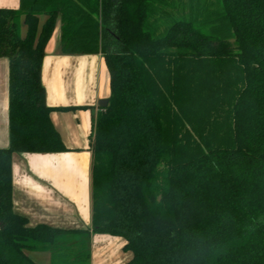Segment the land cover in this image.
I'll list each match as a JSON object with an SVG mask.
<instances>
[{
  "label": "trees",
  "instance_id": "16d2710c",
  "mask_svg": "<svg viewBox=\"0 0 264 264\" xmlns=\"http://www.w3.org/2000/svg\"><path fill=\"white\" fill-rule=\"evenodd\" d=\"M58 18L62 52L102 53L110 76L86 230L29 226L13 205L14 154L68 151L50 113L73 108L42 82ZM0 57V264H90L92 233L123 237L126 264H264V0H20L0 8Z\"/></svg>",
  "mask_w": 264,
  "mask_h": 264
},
{
  "label": "crops",
  "instance_id": "0c3cea01",
  "mask_svg": "<svg viewBox=\"0 0 264 264\" xmlns=\"http://www.w3.org/2000/svg\"><path fill=\"white\" fill-rule=\"evenodd\" d=\"M20 0H0V8L17 9ZM40 17V25L45 21ZM61 20L57 19L42 65L50 119L68 148L60 153L14 154L13 205L29 226L40 224L65 230L92 228V126L110 98V76L102 53L66 54L61 49ZM10 144L9 60L0 57V149ZM120 236L91 234L90 264H126L133 253ZM37 264H51L49 252H28Z\"/></svg>",
  "mask_w": 264,
  "mask_h": 264
},
{
  "label": "water",
  "instance_id": "95a60500",
  "mask_svg": "<svg viewBox=\"0 0 264 264\" xmlns=\"http://www.w3.org/2000/svg\"><path fill=\"white\" fill-rule=\"evenodd\" d=\"M108 104H109V100H108V99H104V100H102V101L100 102V106H101L102 108H106V107L108 106Z\"/></svg>",
  "mask_w": 264,
  "mask_h": 264
},
{
  "label": "rangeland",
  "instance_id": "374dc122",
  "mask_svg": "<svg viewBox=\"0 0 264 264\" xmlns=\"http://www.w3.org/2000/svg\"><path fill=\"white\" fill-rule=\"evenodd\" d=\"M186 4L188 5V0H185ZM189 11V8L187 9V12Z\"/></svg>",
  "mask_w": 264,
  "mask_h": 264
}]
</instances>
